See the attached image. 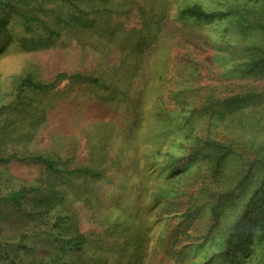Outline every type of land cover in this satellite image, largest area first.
<instances>
[{
    "label": "rangeland",
    "instance_id": "obj_1",
    "mask_svg": "<svg viewBox=\"0 0 264 264\" xmlns=\"http://www.w3.org/2000/svg\"><path fill=\"white\" fill-rule=\"evenodd\" d=\"M7 1L0 0V20L4 21L0 26V106L7 105L0 112V158L17 154L18 159L0 161V170L6 172L0 182V257L7 256L0 258V264H264V235L258 221H264V188L250 201L260 184L256 177L260 174L263 179L264 170L257 175L254 168L255 175L250 174L244 185L220 196L222 189L212 176L213 162L199 152L204 139L196 144L186 140L174 154L180 158L172 160L168 149L176 144L175 125L182 120L178 115L171 119L164 115L158 124L155 114H142L135 106L138 99L151 105V111L154 104L172 110L187 95L190 105L209 101L210 95L213 107L200 126L210 123L211 133L221 138L216 131L221 129L223 114L238 105L229 98L245 90L243 86L262 68L244 63V39L254 37L244 38L228 18L197 19L179 11L193 3L217 11L227 8L226 1L28 0L22 8L18 6L32 17L28 23ZM165 63V85L158 87L160 93L151 94L152 99H144V82ZM60 72L96 75L109 81V88L64 78L47 93L27 89L20 102L16 99L24 76L48 82ZM184 90L190 92L185 95ZM115 102L120 110L116 111ZM110 111V115L117 113L115 122L121 132L117 129L108 140L110 151L103 161L102 134L89 138L88 132L96 133L98 127L87 125V120L97 112L109 115ZM142 120L166 144L163 153L147 163L142 155H149L150 145L141 141L137 150L129 129ZM145 130L144 126L141 135L146 136ZM122 147L128 148L123 155L117 153ZM31 153L59 158L69 168H103L107 176L87 184L95 188L88 193H98L99 200L87 194L74 198L67 176L51 175L39 162L24 158ZM134 154L143 171L156 169V176L163 179L172 165L184 172L192 168L206 178L188 189L169 187L157 178L145 182L135 172ZM228 167L242 174L247 169L236 161ZM43 183L64 193L77 213V224L66 221L61 227L53 226L51 216L56 210L47 214L46 208L39 215L30 201L18 209L4 199L11 189ZM77 183L84 181L78 178L73 184ZM168 197L173 205L162 208ZM247 209L252 212L245 218ZM79 233L84 236L80 249L65 242Z\"/></svg>",
    "mask_w": 264,
    "mask_h": 264
},
{
    "label": "trees",
    "instance_id": "obj_2",
    "mask_svg": "<svg viewBox=\"0 0 264 264\" xmlns=\"http://www.w3.org/2000/svg\"><path fill=\"white\" fill-rule=\"evenodd\" d=\"M64 2H73V0H62ZM224 3L226 5V9H219L217 11H209L207 8L203 7L199 3L187 4L183 5L180 8L179 13L184 16L194 17L197 19H224L228 18L233 21V26L240 29L239 34L244 38L252 35L254 39H244L246 42L243 44V48L245 49V65H260L262 68L257 71V74L253 77L251 82L246 83L243 88L245 90L239 91L235 93V95L229 98L230 102L238 103L237 107L232 108L229 112L223 114V118L221 120L222 125L220 126V130L216 131L217 135H221V138H216L211 133L210 123H206L205 127L202 124V128L200 126V121H204L205 117L208 116V113L212 110L213 102L210 100V95L207 96V100L209 101H201L199 105H190L187 102L189 90H184V94L187 95L183 98V101H176L172 110L166 109L163 105L154 104L153 107L155 110L151 111V105H147L145 102H139L136 100L137 104L135 105L138 110L142 113H149L154 115L156 122L159 124L160 119L166 117H179L182 121L175 125V137L173 142L175 145H169L170 155L172 160H178L180 157L177 152L184 145L183 142L190 141L187 143L196 144V140L204 139L203 145L199 149V152L202 157L206 158L208 162H213V166L211 168L212 176L215 179V184L218 188L223 191H231L235 187L237 188L239 185H244L247 177L255 175L254 168L258 169V173H262L264 170V0H225ZM11 8L20 15L26 23L31 20V16L22 12V6L28 3V0H13L12 2L17 4V6L13 5L11 0L7 1ZM20 4V5H18ZM21 6V8H18ZM4 23V21L0 20V26ZM43 25H46L43 22ZM28 26V25H26ZM28 29V28H27ZM50 34H54L52 30L49 31ZM166 63L161 70L156 75H151L149 79H146L144 82L145 91L143 92L144 99L153 98L151 94L160 93L158 87L165 85V76H166ZM69 78L72 80H82L89 84H93L98 87H102L103 89L109 88V81L102 80L96 75L92 74H82V73H58L53 80L48 82H42L35 80L31 75L24 76L21 81L17 85L16 99L18 102L24 98L25 91L31 90L37 93H47L52 90L53 87L59 84L62 79ZM176 79L177 77H172ZM125 81H130L128 77L124 78ZM180 81L182 78L179 79ZM121 81V77L117 79L119 83ZM128 81V83H130ZM133 81V79H131ZM179 81V82H180ZM114 88L115 91L119 90V86H116L115 83ZM160 96V95H159ZM201 98L204 99L203 95ZM155 99L158 100L156 96ZM201 99V100H202ZM156 100V101H157ZM223 100V98L221 99ZM115 108L120 110L118 102H115ZM11 105V103H9ZM14 105V104H13ZM178 106V107H177ZM7 105L0 106V112H3L6 109ZM112 111L108 114L101 115L100 112H97V115L89 118L87 120V125H91L94 123V127H98L96 133L91 130L88 132V137L93 138L94 136H98L102 134V139L100 141L99 149L101 150L100 159L103 161L107 159L108 152L110 149L107 147L108 140L113 139V134L117 129H120L121 126L117 125L115 122V116L110 115ZM166 120V119H165ZM205 122V121H204ZM205 124V123H204ZM171 125V124H170ZM147 127L145 130V134L141 135L140 132H143V129ZM149 123H145L143 120L140 123L134 122L133 125L129 129H131V134L133 135L135 145L138 146L144 141V143L150 145L149 155L146 153V157L144 154L142 157L144 161L151 159H156L158 155L163 153V148L165 147V141L161 142L157 140V133L153 135L150 131ZM169 128V124L167 125ZM164 128L163 130H165ZM162 130V131H163ZM150 131L149 135L146 133ZM206 132V134H205ZM182 139L179 140V139ZM208 145V146H205ZM127 147H122L118 149V154L123 155V153L127 150ZM137 153V151H136ZM17 155V154H16ZM11 156L6 158H0L1 162H10L14 157L18 159L17 156ZM230 156H235L233 160H229ZM24 158L27 160H35L39 162L51 175L56 176H67L68 180L72 184L74 192V198H80L82 196H95L97 200H99L98 193L92 194L88 192H94L95 188L87 185L89 180H99L104 176H107L106 171L103 168H99L98 166L91 165H81L77 167L69 168L66 165V161H62L59 158L46 156L42 153H31L29 155H25ZM148 159V160H147ZM134 160L138 162L137 167L135 168V172H139L138 176H141L145 182H150L152 179H162L165 180L166 184L169 187H180L185 186L186 189L191 188L192 186L199 185L201 179L206 178L201 175L200 172H194L189 169L187 172L181 171V169H175L173 165L169 168L170 173L165 176V178H161L156 176L157 170L151 171H143L139 166V157H136L134 154ZM152 160V161H153ZM237 163H242L247 166L246 173L242 174L237 168L231 170L228 167V164H234L235 161ZM151 161V162H152ZM173 162V161H172ZM232 167V166H231ZM139 169V170H138ZM6 174L5 170H0V182ZM256 175V176H257ZM263 175V174H262ZM82 179L84 181L83 184L78 185L73 184L76 179ZM259 186L253 191L250 195L251 203L257 197L258 192L264 188V178L256 177V184ZM86 190L85 193L82 194L81 191ZM156 196L159 197V193H156ZM3 198V197H2ZM8 202L12 203L18 209H21L25 201H30L33 209L36 208L34 212H37L39 215L45 213L47 208V214L51 210H56V214L51 216L55 219L53 226L61 227V223L72 222L77 224V213L76 211L69 206L68 198L65 197L64 193L60 190H56L54 188H50L46 184H42L39 186H27L21 185L17 189H11L7 196H4ZM160 199V198H159ZM163 200V199H162ZM172 199L168 197L164 201H162V208H168L173 205L171 203ZM44 210V211H41ZM49 210V211H48ZM252 210H245L244 216L247 218L251 215ZM259 226L262 231V235H264V221L258 220ZM1 232V230H0ZM84 240L83 234L79 233L77 236L70 237L65 240L66 243L73 245L75 248L80 249L82 242ZM1 245V241H0ZM7 257L3 255L0 257L3 259ZM0 259V260H1ZM228 260V259H227ZM10 264H16L15 261H11Z\"/></svg>",
    "mask_w": 264,
    "mask_h": 264
}]
</instances>
